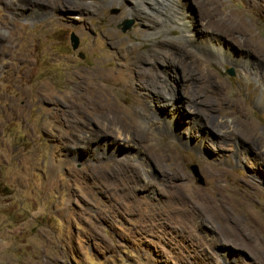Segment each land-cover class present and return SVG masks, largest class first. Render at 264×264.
Instances as JSON below:
<instances>
[{
  "label": "rangeland",
  "instance_id": "1",
  "mask_svg": "<svg viewBox=\"0 0 264 264\" xmlns=\"http://www.w3.org/2000/svg\"><path fill=\"white\" fill-rule=\"evenodd\" d=\"M41 1L0 0V264H264V0ZM140 56L162 62L156 87L133 80ZM176 76L216 104L188 113L226 124V149L162 127Z\"/></svg>",
  "mask_w": 264,
  "mask_h": 264
},
{
  "label": "bare ground",
  "instance_id": "2",
  "mask_svg": "<svg viewBox=\"0 0 264 264\" xmlns=\"http://www.w3.org/2000/svg\"><path fill=\"white\" fill-rule=\"evenodd\" d=\"M30 1L35 3V4H37V5L38 4L39 5H44L41 0H30ZM163 1L167 2L168 0H163ZM146 9L150 10V7L146 6ZM183 13L185 15H183L182 12H181L179 17L176 18V22L174 23L175 27L181 28L180 24L183 23V25H184V28H183V32L184 33H183V36H182L183 41L184 42H189V43H198L196 39L192 38L191 32L189 31V24L186 22V15L188 14V10L185 11V9H184ZM153 34H155V33H153ZM205 44H206L207 47L210 46L216 52L215 54L222 55L223 57L229 59L233 63L244 64V65L249 66V63H248L249 60H245V61L244 60L243 61L238 60L235 57V55L229 49L225 48V46L223 47V45L216 44L212 40L206 41ZM159 47L160 46L155 45V48L152 50V53H155L156 57H157V55L159 53L158 52L159 51ZM156 57H155L154 63L149 64V68L148 69H146V68H144V66H142L143 63H145V64L150 63L148 58L146 56H140L139 58H137V66L135 67V71H134V75H136V77H134V75H133V77H134L133 80L140 81L145 76H146L145 78H147V80H148L146 82H149L150 80H154L155 77H157V79L161 78L162 74L159 72L158 65L159 66L162 65V62ZM171 59H172V61L170 63V67H173L175 65V61L176 60H175V58H171ZM96 70L99 71L98 69H96ZM136 70H137V73H136ZM175 79H176L177 85L175 83L174 86H172V87L169 86L172 89L168 88V86H167L168 82H170V81H168V79L167 80L163 79L164 81H167V83H166L167 85H165L166 88H164V93H162L161 90H158V95L160 97H162L164 95L162 97L163 99H161V101L159 103L160 107H163L164 109L173 108L174 114L176 115L175 121H169V122L165 123L164 125H162V127L170 129L168 131L169 132V136L177 137L180 140H183L185 142L187 141V139L185 137L183 138V137L180 136L179 130H180V133H181V131H182L181 129H183V130L184 129H188V131H189V139L190 140H189V142L187 141L185 143V146L187 148L195 151L200 157L204 153L205 154L206 153L212 154V153L217 152L218 150L226 149L228 147V145H229L231 140L228 139L229 137L226 138L224 135H222L220 133V131L216 130V128L223 129V126H225L226 124H216V122H215L214 124L212 123V125H211L209 123H206V121L209 119V117L212 118L213 122H214V120H216V118L211 116L212 113L214 112L215 108H216L215 107L216 104H214V102H208V103L207 102H199V103L196 104V101H193V103H192V101L189 102V98H187L185 100L184 98L181 97L179 89L177 88L178 84L180 82H183L184 79L179 78L177 76L175 77ZM180 79H181V81H180ZM150 82H152V84L155 85L154 87H156L158 85V81H150ZM147 85L149 86L151 84L150 83H145L144 86L147 87ZM165 91H166V93H165ZM180 99L181 100L183 99L182 102L180 101ZM164 100H167V102L169 101L168 104H166L164 102ZM161 103H162V105H161ZM94 104H96V103H94ZM201 104H203L204 107L207 108L209 114H211L210 116L207 115L206 117H202L201 115H199V114H201L200 111H198L197 113H194V112L191 113L189 111V113H188V110L196 109L198 107L197 105H201ZM221 105H224V103L221 102L220 106ZM153 113L155 114V111H153ZM156 113H157V111H156ZM197 117H199V118L201 117V120H203V124L196 123V118ZM204 119L206 121H204ZM206 124H209V125H206ZM145 125L148 128H150V129L154 128V126L156 125V121L152 117V115H150V118H148V117L145 118ZM185 126H187V127H185ZM201 127H206L207 132L208 131L209 132L208 133L206 131L205 132H201ZM119 136H120V139H123L122 138L123 135H122L121 132H119ZM126 139H124V141ZM198 139H200V140L197 143H195ZM107 145H111V144L107 143ZM95 151H96V153L99 152L100 151V147H97ZM113 153H114V151H113ZM113 153L112 152H108L106 154V157L111 158L113 156ZM98 157L94 156L93 160L97 161ZM134 158L138 159L137 156H134ZM166 160H168V159H166ZM137 161H139V160H137ZM212 165H215V163H213ZM206 170L213 176L214 175H218V176L221 175V172L218 170V168H216V166H212V167L208 166L206 168ZM180 173H181L180 170H176L174 172L175 175L181 177ZM164 175H165V177L169 176L168 173H164Z\"/></svg>",
  "mask_w": 264,
  "mask_h": 264
},
{
  "label": "water",
  "instance_id": "3",
  "mask_svg": "<svg viewBox=\"0 0 264 264\" xmlns=\"http://www.w3.org/2000/svg\"><path fill=\"white\" fill-rule=\"evenodd\" d=\"M131 25H132V22H131V21L127 22V23L124 25V27H123V31L128 30V29L131 27ZM70 43H71V48H72L73 50H76L77 47H78V38H77L74 34H71V36H70ZM228 74H229L230 76H233V72H232L231 70H228ZM191 170H192L193 174H194L196 177L199 178V183L202 184V179H201V177H200L199 174H198L197 167L194 166V165H192V166H191Z\"/></svg>",
  "mask_w": 264,
  "mask_h": 264
},
{
  "label": "flooded vegetation",
  "instance_id": "4",
  "mask_svg": "<svg viewBox=\"0 0 264 264\" xmlns=\"http://www.w3.org/2000/svg\"><path fill=\"white\" fill-rule=\"evenodd\" d=\"M0 173H2V169L0 168Z\"/></svg>",
  "mask_w": 264,
  "mask_h": 264
}]
</instances>
